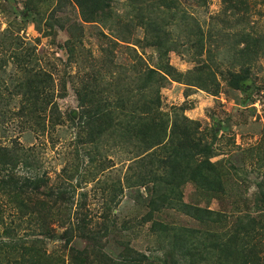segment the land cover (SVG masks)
I'll return each mask as SVG.
<instances>
[{"label": "rangeland", "instance_id": "obj_1", "mask_svg": "<svg viewBox=\"0 0 264 264\" xmlns=\"http://www.w3.org/2000/svg\"><path fill=\"white\" fill-rule=\"evenodd\" d=\"M95 1L0 0V59L9 60L7 71L15 73L11 62L13 51L29 48L34 51L31 52L33 56L38 57L35 67L38 71L49 70L54 84L45 119L41 120L44 128L33 124L24 128L22 120L14 113L19 109L17 101L2 104L6 113L0 110V144H12L16 140L31 149L37 159V171L49 180L48 183L66 186L67 196L60 202L68 208L69 226H78L77 221L82 222L85 216L89 226L95 228L109 216L115 220L116 227L107 236L106 251L116 256L122 248L118 242L123 241L157 260L163 249L157 245L156 235L149 232L150 223L138 224L148 210L144 200L151 191L148 186L126 187L131 162L122 152L108 149L109 145H100L106 155H98L99 158L112 159V164H107L100 172L95 167L98 162L89 159L94 152H86L89 146L76 147L80 114L76 91L87 76H95L101 59L107 57L115 62V66L111 73H104L103 80L127 77L133 87L138 76L136 69L141 66L138 56L143 65L150 67H162L167 61L172 73L159 88L161 110L172 118L173 111L180 113L178 108L186 107L183 113L197 122L199 132L207 137L212 134L214 121L219 123L210 160L217 165L226 194L214 197L194 182L187 181L182 185L183 201L232 213L229 214L232 217L227 218L228 226L239 214H264V202H259L258 195L259 185L264 180V0H241L242 3L235 7L223 0H178L179 8L172 11L174 16L167 17V24L160 23L165 36L174 45V49L160 60L155 47L141 48L137 43L146 29L139 26L140 9L135 0H104L109 3V8L104 7L102 12L108 8L119 15V18L114 16L108 20L113 21L111 26L99 20L81 19L80 4L86 3L92 8ZM24 7L31 11L28 19L21 18ZM163 14L161 12L159 16ZM166 14L170 15L169 12ZM192 18L194 21L190 20ZM123 22H129V25L123 26ZM69 23L76 26L71 27ZM115 36H124L129 42ZM68 39L72 46L70 50L65 44ZM201 81L214 86L210 89L199 87L197 83ZM97 85L99 87L96 84L95 89ZM109 89L94 90V96L102 98L101 101L113 102L116 88L109 86ZM5 95L2 88V96ZM15 99L20 100L21 96L17 95ZM55 109L63 121L51 126L50 117L54 116ZM76 169L78 181L70 180L68 174ZM112 181L119 183L122 189L117 188L115 201L118 203L111 204L113 210L108 213L105 203L109 190L104 186ZM4 203L6 224H0V233L12 219L13 214L9 213L14 212L9 203ZM80 205L84 207L79 209ZM152 218L170 227L224 229L220 224L199 222L174 209L155 212ZM63 228L54 227L57 237L44 239L47 252L59 250L67 255L70 245L80 249L87 244L82 237L74 236L64 248L65 240L60 236ZM18 232L25 234L23 228ZM4 262L0 256V264Z\"/></svg>", "mask_w": 264, "mask_h": 264}, {"label": "trees", "instance_id": "obj_2", "mask_svg": "<svg viewBox=\"0 0 264 264\" xmlns=\"http://www.w3.org/2000/svg\"><path fill=\"white\" fill-rule=\"evenodd\" d=\"M135 1L140 9L139 26L144 31L146 29L137 43L141 48L155 47L159 60L165 58L174 45L165 36L160 23L167 24V17L174 16L172 11L179 8L178 0ZM223 1L232 7L242 3L241 0ZM82 4L80 14L83 21L99 20L111 26L113 21L108 20L114 16L119 18V15L109 11V3L104 0H96L93 10V6L91 8L86 3ZM107 6V11L102 12ZM30 12L24 7L21 18L28 19ZM161 12L164 14L160 17ZM190 20L194 21L193 18ZM122 25L127 26L129 22H123ZM69 26L76 25L69 23ZM115 37L129 42L124 36ZM69 42L70 39L65 44L70 50L72 46ZM18 50L13 51L11 57L15 73L6 69L9 60L0 59V110L3 109L5 114L2 104L17 101L19 109L14 113L22 120V126L25 128L33 124L44 128L41 120L45 119L44 113L53 93L52 73L47 69L38 71L34 64L38 57L33 56L32 49ZM138 58L141 66L136 69L138 76L134 87L127 77L103 80L104 73H111L115 66V62L107 57L101 59L95 76H87L77 89L80 114L76 147L89 146L86 152H94L89 159L98 162L95 167L100 172L107 164H112V159L99 158L98 155H106L100 145H109L108 149L115 148V152H122L127 157L125 159L130 160L128 169L131 174L126 178V187L148 186L151 191L144 200L148 210L145 217L138 220V224L150 223L148 230L156 235L157 245L163 249L162 255L157 260L149 258L123 241L118 242L122 248L116 256L106 251L107 236L116 227L115 220L109 216L95 228L89 226V219L85 216L82 222L77 221L78 226H69L68 208L60 202L67 196L66 186L49 184V180L37 171V159L31 149L15 140L12 144H0V224H6L4 202L9 203L14 210L9 213L13 214L12 219L0 233V256L5 259L3 264H264V214H239L228 226L227 218H231L229 214L232 213L225 214L183 201L182 185L187 181L194 182L211 196L222 197L226 194L217 165L210 160L219 123L214 121L212 134L207 137L199 132L197 122L183 113L186 107H179L180 113L178 110L173 111L172 118L169 113L162 111L158 92L166 76L172 73L171 67L167 61L162 67H150L143 65L141 57ZM89 80L91 83L88 84ZM96 84H99L97 89ZM197 84L205 89L214 86L207 81ZM109 86L116 88L113 102L101 101L102 98L94 96V90L109 91ZM2 88L6 92L5 96H2ZM17 95L21 96L20 100L15 99ZM50 118L51 126L63 121L57 109ZM77 174L78 169L68 174V178L78 181ZM69 182L72 184V181ZM119 186L114 181L104 186L109 190L105 203L108 213L113 210L111 204L118 203L115 198L117 188L122 189ZM258 195L259 202H264V180L259 185ZM163 209L178 210L199 222L220 224L224 229L214 231L170 227L152 218L153 213ZM54 227H64L60 235L65 240L64 248L74 236L82 237L87 244L80 249L70 245L67 255L65 251L59 250L47 252V241L44 239L57 237ZM21 228L25 234H19Z\"/></svg>", "mask_w": 264, "mask_h": 264}]
</instances>
